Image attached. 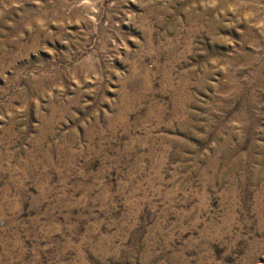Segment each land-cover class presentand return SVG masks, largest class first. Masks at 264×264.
Segmentation results:
<instances>
[{
  "label": "rangeland",
  "instance_id": "rangeland-1",
  "mask_svg": "<svg viewBox=\"0 0 264 264\" xmlns=\"http://www.w3.org/2000/svg\"><path fill=\"white\" fill-rule=\"evenodd\" d=\"M0 264H264V0H0Z\"/></svg>",
  "mask_w": 264,
  "mask_h": 264
}]
</instances>
